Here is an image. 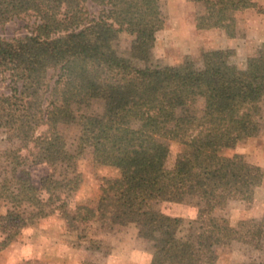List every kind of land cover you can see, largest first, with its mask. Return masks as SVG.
<instances>
[{
  "label": "trees",
  "instance_id": "trees-1",
  "mask_svg": "<svg viewBox=\"0 0 264 264\" xmlns=\"http://www.w3.org/2000/svg\"><path fill=\"white\" fill-rule=\"evenodd\" d=\"M194 1H203L206 8L197 17L198 29L228 31L227 11L253 6L245 0ZM87 3L99 8L96 15ZM26 17L37 22L31 35L0 38V73L9 74L11 87L10 94L0 93V129L15 138L21 102L47 101V132L34 139L26 159L74 170L76 156L58 124L70 111H84L102 100L103 115H81V141L93 148L96 164L120 171L103 183L95 208L81 205L68 214L70 226L98 218L114 225L134 223L142 239L171 236L166 254L155 255L151 264H217L218 250L230 247L237 234L227 218L196 220L181 240L170 233L176 221L152 204L161 192L175 203L187 197L232 200L262 186L261 166L241 154L224 156L222 150L260 133L257 99L264 92V55L250 58L243 70L231 63V50L206 53L202 70L189 58L179 65L152 66L156 33L165 24L161 0H0V24ZM123 32L133 36L127 55L116 47ZM134 59L146 66H134ZM190 95L204 98L201 116L178 114ZM161 139L185 146L176 170L167 167L170 151ZM16 160L24 162L23 157ZM13 178L14 198L27 209L0 215V251L27 226L65 209L57 192L69 195L80 186V174L62 180L48 175L41 180L44 198L24 169Z\"/></svg>",
  "mask_w": 264,
  "mask_h": 264
},
{
  "label": "rangeland",
  "instance_id": "rangeland-1",
  "mask_svg": "<svg viewBox=\"0 0 264 264\" xmlns=\"http://www.w3.org/2000/svg\"><path fill=\"white\" fill-rule=\"evenodd\" d=\"M245 3H252L253 6L227 11L228 31L223 28H207L214 30L213 36L198 37L202 44L197 46L193 43L197 38L191 40V25L194 29L197 17L206 12L204 2L161 0L165 24L156 33L149 64L154 67L174 66L189 58L197 69L202 70L206 53L231 50V63L241 70L245 69L250 58L264 55V0H245ZM86 6L92 15L97 14L98 7L91 3ZM36 23L35 17H26L0 24V38L10 40L31 35ZM243 25L261 31L251 35L248 28H245L243 36ZM238 33L240 37L247 39L249 45H239L240 49L229 47L227 39L237 38ZM132 41L133 36L123 32L116 47L127 55ZM132 63L139 68L146 66V63L135 59ZM0 93H11L8 73H0ZM257 104L261 108V130L258 136L246 139L232 149L222 150V155L232 157L234 154H241L248 162L252 155H264V92L259 95ZM47 106V101L40 105L23 101L19 111L18 136L10 139L6 130L0 129V215L11 210L27 209V204L14 198L17 186L13 177L23 169L44 198L48 195L41 187V180L48 175H55L62 180L80 174V186L69 195L57 192L67 203L65 209L57 210L49 217L24 228L13 243L0 251V264H149L155 255H165L167 241L171 236L158 233L151 239H142L138 236L139 227L134 223L127 226L114 225L98 218L90 223L77 224L74 228L70 226L68 214L81 205L95 208L103 183L119 177L120 171L96 164L93 148L81 141V115L86 113L101 116L104 113V102L98 99L84 111H70L58 124L57 129L68 149L76 156L74 170L62 165L34 163L31 157L26 159L33 149L34 139L47 132L48 126L44 122ZM204 108V98L190 95L178 106L177 112L180 115L201 116ZM161 142L170 151L167 167L176 170L186 151L185 146L170 139H161ZM16 157H23L24 162L19 163ZM166 197L167 194L161 192L152 207L176 221L171 224L170 229L174 237L185 240L196 220L202 221L208 216L225 217L237 229V234L230 247L218 250L217 264H264V226H261L264 218V183L253 195L247 197L240 194L232 200L187 197L183 202L175 203ZM2 241L3 234L0 232V246Z\"/></svg>",
  "mask_w": 264,
  "mask_h": 264
},
{
  "label": "crops",
  "instance_id": "crops-1",
  "mask_svg": "<svg viewBox=\"0 0 264 264\" xmlns=\"http://www.w3.org/2000/svg\"><path fill=\"white\" fill-rule=\"evenodd\" d=\"M183 17H184V15H183ZM183 19L184 18H182V20ZM246 26L247 25H243V36L245 34V31H244L245 28H248L247 30H248V32H251V35H253L254 33H259L261 31L260 29H256L254 27H249V26L246 27ZM192 28L193 27L191 25V32H192L191 40H194V38H197V39H195L196 42L195 41L193 42L194 44L196 43L197 46H200L202 44L201 40L198 39V37L200 38L202 36L203 37H205V36L206 37L207 36L212 37L213 36L212 35L213 34V31H214L213 29L202 30V29H198L197 26L194 29H192ZM239 34L240 33H238L237 38H235L236 37L235 36V37H231V38L227 39V45L229 47L240 49L239 45H241L242 47H243V44H245V46L249 45V42L247 41V39L246 38H243V36L240 37ZM223 36H225V35H221V37H223ZM214 39L215 40H218L217 38H214ZM262 155H260V156H256V155L250 156L249 157V159H250L249 162L252 163V164H255V165H258V166H261L262 168H264V159H263L264 155L263 156ZM149 264H151V262Z\"/></svg>",
  "mask_w": 264,
  "mask_h": 264
}]
</instances>
